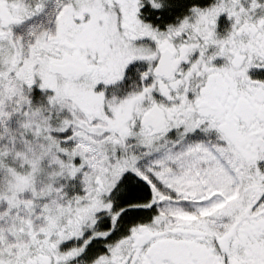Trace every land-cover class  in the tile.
I'll list each match as a JSON object with an SVG mask.
<instances>
[{
  "label": "snow or ice",
  "instance_id": "6c2138e0",
  "mask_svg": "<svg viewBox=\"0 0 264 264\" xmlns=\"http://www.w3.org/2000/svg\"><path fill=\"white\" fill-rule=\"evenodd\" d=\"M0 264H264V0H0Z\"/></svg>",
  "mask_w": 264,
  "mask_h": 264
}]
</instances>
